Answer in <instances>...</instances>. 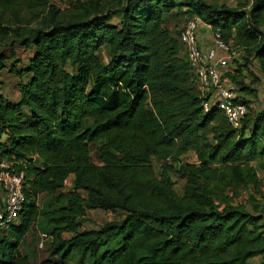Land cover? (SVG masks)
Wrapping results in <instances>:
<instances>
[{"label": "trees", "instance_id": "trees-1", "mask_svg": "<svg viewBox=\"0 0 264 264\" xmlns=\"http://www.w3.org/2000/svg\"><path fill=\"white\" fill-rule=\"evenodd\" d=\"M61 1L0 0V75L19 79L17 101L0 92V161L24 172L0 264H30L20 247L39 218L50 243L39 264H264V184L252 165L264 157V105L248 101L258 90L237 81L239 65L228 76L247 108L240 127L205 112L180 33L165 27L186 7L264 79V0ZM18 46L32 51L24 66ZM245 190L261 203L235 205ZM40 195L58 208L40 210ZM92 210L124 217L82 229Z\"/></svg>", "mask_w": 264, "mask_h": 264}, {"label": "built area", "instance_id": "built-area-1", "mask_svg": "<svg viewBox=\"0 0 264 264\" xmlns=\"http://www.w3.org/2000/svg\"><path fill=\"white\" fill-rule=\"evenodd\" d=\"M200 30L208 32L210 42L205 38H199ZM210 32L209 25L194 17L185 23L179 39L193 67L199 94L206 98L203 110L207 112L210 107H217L225 115L228 124L233 129H238L247 114V108L239 99L242 94L235 89L228 76L234 70L235 52L233 46L225 43L219 33ZM13 163L0 161V191L3 201L0 211V233L17 222L24 203V172L14 171Z\"/></svg>", "mask_w": 264, "mask_h": 264}, {"label": "rangeland", "instance_id": "rangeland-1", "mask_svg": "<svg viewBox=\"0 0 264 264\" xmlns=\"http://www.w3.org/2000/svg\"><path fill=\"white\" fill-rule=\"evenodd\" d=\"M53 2H56L60 6L63 5V2L61 0H52ZM208 3H218L223 4L226 3L229 6H234V3L232 0H206ZM187 10L186 7H183L181 11L183 13H176L172 12L170 15H168L165 19V27L170 31V33L173 36L178 37L180 31L184 27L185 23L189 20V16L186 15L184 12ZM211 33V32H210ZM233 51L235 52V61L233 62V69H236L237 66H241V73L240 76L236 77L238 78L237 81H239V78H242L245 84H252L253 87L259 86L261 80L258 79L259 77L255 75L254 73V65L250 64L248 67L243 66L244 65V57H243V51L241 49H238L233 46ZM14 52L16 53L17 59L21 61V65L24 66L27 64V61L29 57L32 55V51L24 50L22 47H14ZM5 56L9 55L8 50H4ZM101 57L104 61H106L107 57L105 56V52L103 51L101 54ZM6 66H9V62L6 63ZM252 73V74H251ZM258 77V78H257ZM18 83L19 79L17 77L11 76L10 73L7 71H4L0 75V92L6 97L8 100L15 102L18 100ZM238 88V84H236L235 88ZM261 93V92H260ZM263 93V91H262ZM259 95V91L257 92ZM246 98V97H245ZM246 100V99H245ZM252 104V103H251ZM264 105L263 102H259V100H254V103L251 106H254L255 108L259 109L261 106ZM90 160L91 162L98 164L97 154L94 149L90 151ZM182 160L184 162H194L195 157L192 153H189L182 157ZM164 164V162L161 163H155V172L156 175L160 174V167ZM264 164V157L260 159L259 161H255L252 163V165L256 168L257 174L262 180L264 184V169L260 168L261 165ZM260 166V167H259ZM170 178L173 182V189L177 195L182 194V182L177 179L174 175L170 174ZM70 187V182L68 181L65 185V188L67 191ZM232 196V193H229ZM250 197L254 198L256 202L261 203L263 198H261L258 194H256L252 190H245L239 193L238 197L235 198L234 204L235 205H244L247 208H249L251 204ZM3 205L2 201V193L0 191V211L1 207ZM37 205L40 210H54L57 209L58 206L51 203L50 198L45 195H40L37 198ZM124 217V213L119 211L116 214L111 213H105L100 210L95 211H87L86 221L82 225V229H98L102 225L108 222L112 221H118ZM45 234H49L47 225L42 218H39L36 222H34L29 229V232L26 236L25 242L20 247V252L23 255L28 256L30 260V264H39L42 260L46 259L48 257V248L50 247V243L46 242ZM40 243L42 244L40 246ZM253 264L260 263V258H256L252 261ZM69 264H73V261H70ZM252 264V263H251Z\"/></svg>", "mask_w": 264, "mask_h": 264}, {"label": "crops", "instance_id": "crops-1", "mask_svg": "<svg viewBox=\"0 0 264 264\" xmlns=\"http://www.w3.org/2000/svg\"><path fill=\"white\" fill-rule=\"evenodd\" d=\"M199 38L200 39L205 38L207 42H210V38L208 36V32H205V31L200 30V32H199ZM255 75H257V72L256 71H255ZM259 79L261 80L260 85L259 86H256V89L259 91V95L257 96L256 99L255 98H248V101H251L250 103H252V104L254 103V100H257V99L259 100V102H263L264 103V79L261 78V77H259ZM262 91H263V93H262ZM255 109H257V108H255ZM25 240H26V237H25Z\"/></svg>", "mask_w": 264, "mask_h": 264}]
</instances>
